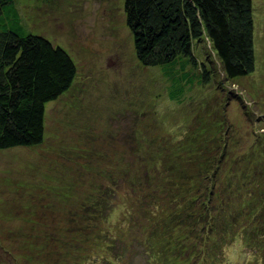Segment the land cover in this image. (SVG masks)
Instances as JSON below:
<instances>
[{
  "label": "rangeland",
  "instance_id": "rangeland-1",
  "mask_svg": "<svg viewBox=\"0 0 264 264\" xmlns=\"http://www.w3.org/2000/svg\"><path fill=\"white\" fill-rule=\"evenodd\" d=\"M16 3L30 32L45 36L71 55L77 75L67 91L46 104L43 143L0 149V264H159L157 255L130 247L136 246L132 244L136 239L141 243L150 239V226H138L145 220L141 214L146 210L138 207L139 212L128 205L132 192L145 206L156 198L145 196L146 183L133 177L134 173L140 172L139 166L146 168L148 174L158 173L155 178L169 172L163 165H155L156 161L148 166L142 162L139 155L146 156L147 149L143 143L151 138V144L159 150L154 149L152 157L156 159L159 152H167L171 142L177 140L175 136L196 126L199 140L205 132L217 139L206 140L197 154L214 159L220 157V135L231 127L238 137L249 139L236 146L245 158L233 162L234 167L248 164L249 180L264 178V152L257 141H250L264 133V0H252L254 70L231 80L222 74L208 43L196 47V66L188 59L143 64L125 21L124 0ZM203 64L209 69L206 79L197 75ZM208 121L214 123L213 127L217 125V131L207 128ZM131 148L137 150L132 152ZM227 161L228 158L222 161L223 168ZM257 183L251 182V189ZM204 186L195 183L190 190L200 195ZM223 187L225 182L215 188L219 196L225 195ZM102 189L112 193L115 203L103 226L112 235V244L104 248L94 247L93 241L75 244L70 240L72 232L80 228L70 222V212L79 214L81 204L92 195L103 193ZM160 189L163 192L161 186ZM175 195V191L167 190L168 206ZM229 197L236 199L233 194ZM193 218L198 226L203 224ZM167 222V236L171 231L182 236L189 231L185 226L179 230ZM87 224L92 232L94 225L89 226L90 221ZM56 229L63 233L66 230L68 236L62 246H53L55 250L51 251L44 242L45 234ZM194 238L192 233L190 241ZM231 239L228 234L224 256L216 253L214 261L210 257L204 264H260V257L250 252L239 237L233 242ZM180 241L177 248H182V264H195L199 255L219 252L211 241L202 238L192 244ZM184 244L188 245L183 247ZM30 252L32 257L25 255ZM197 252L199 255H195ZM104 255L109 259L104 260Z\"/></svg>",
  "mask_w": 264,
  "mask_h": 264
},
{
  "label": "trees",
  "instance_id": "trees-1",
  "mask_svg": "<svg viewBox=\"0 0 264 264\" xmlns=\"http://www.w3.org/2000/svg\"><path fill=\"white\" fill-rule=\"evenodd\" d=\"M124 14L133 35L136 55L145 65L184 62L188 59L196 66L198 59L194 51L201 44L208 43L226 80L254 70L252 0H124ZM21 16L16 0H0V149L43 143L45 106L67 91L77 75V67L71 55L45 36L30 32ZM181 57L186 59L179 61ZM208 70L203 64L201 73L197 75L206 79ZM205 124L211 131L214 128L217 131V125L213 127V122ZM198 130L194 126L187 132L179 133L175 136L177 140L166 149L167 152L161 155L159 152L156 159L152 155L158 147L151 144L152 138L143 143L147 149L144 152L146 156L139 155L142 162L148 166L156 161L155 165H163L164 170L169 172L155 178L158 173L148 174L146 168L142 170L139 166L137 170L140 172L134 173L133 177L146 183L145 196L155 195L156 198L145 206L139 195L132 192L134 196L128 205H132L134 210H138V207L146 210V213L141 214L145 220L140 221L138 226H150V239L148 243L136 239L132 243L136 246L130 247H139L141 252L154 257L157 255L159 264H182L179 260L182 248L180 251L177 248L179 240L192 244L202 238L206 242L211 241L219 251H213L208 256L197 252L195 255L199 256L195 264H204L210 257L214 261L216 253L224 256V247L228 246L226 237L229 234L231 242L239 237L250 252L260 257V264H264V178L249 180L248 164L239 169L233 165V162L245 158L244 152H237L236 146L249 142V139L247 136L238 137L237 132L228 127L226 133L220 135L222 140L217 143L220 157L211 159L207 155L197 154V151L206 140L217 139L205 132L203 139L199 140L196 134ZM253 140L257 141L264 152V133L250 139ZM136 150L131 148L132 152ZM227 158L226 167L223 168L222 161ZM260 167L263 169V165ZM222 182H225L222 192L226 191L225 195L219 196L215 188ZM251 182H258L253 189ZM195 183L205 185L200 195L190 190ZM230 189L233 190L231 193ZM167 190L176 193L170 206L165 199ZM206 190L207 194L204 192ZM102 191L82 203L79 214L70 212V222L80 228L72 232L70 240L75 244L93 241L94 247L111 246L112 235L103 226L115 209V203L111 192ZM230 194L236 199L232 201ZM250 206L251 213L248 212ZM193 217L201 220L204 227L203 224L198 226ZM88 221L92 222L89 226L95 227L93 230L89 228L92 232L87 229ZM167 221L174 223L179 230L184 226L189 228L188 233L182 236L171 231L167 236ZM217 229L219 231L216 236ZM57 230L61 229L45 234L43 240L48 243V250L62 246L65 236H68L66 230L65 233ZM192 233L195 238L190 241ZM127 242L132 240L128 239ZM188 247L190 251L191 247ZM130 252L133 253V250ZM28 254L25 255H33L31 252ZM187 255L192 257L189 253ZM105 257L107 255L102 258L109 259Z\"/></svg>",
  "mask_w": 264,
  "mask_h": 264
}]
</instances>
